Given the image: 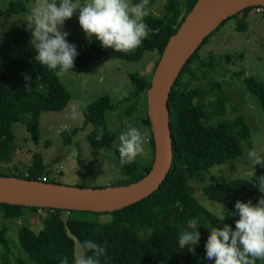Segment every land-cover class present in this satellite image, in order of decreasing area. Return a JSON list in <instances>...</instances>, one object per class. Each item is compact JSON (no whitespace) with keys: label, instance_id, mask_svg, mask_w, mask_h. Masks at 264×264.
<instances>
[{"label":"trees","instance_id":"obj_1","mask_svg":"<svg viewBox=\"0 0 264 264\" xmlns=\"http://www.w3.org/2000/svg\"><path fill=\"white\" fill-rule=\"evenodd\" d=\"M194 2L195 0H166L158 16L149 15L145 18L152 32L133 53L114 52L113 49L102 47L94 37L89 38L88 48L74 60V73L68 74L77 73L91 62L116 60L135 63L145 53H150L157 62L164 45ZM254 8L239 11L221 23L214 32L229 20H236V31L244 32L247 27L245 20ZM7 11L22 13L23 6L18 2L12 3L7 6ZM261 17L264 19V8ZM214 32L189 57L169 92L166 106L171 165L156 191L135 204L111 213L68 212V215L79 213L108 216V221L102 224L70 216L62 220V211L46 209L41 220L35 219L39 224L36 233L29 229L28 218L23 217L25 213H35L34 208L0 204L3 222L20 221L16 243L30 264H59L62 257H67L69 264H76L74 243L80 247L84 240L107 242L108 254L102 258L101 264H214L205 255V241L209 231L223 224L235 229V220L239 218L238 215H231L236 212L235 202L251 201L255 205L264 195V187L256 178L231 181L220 178L213 185L201 189L204 199L223 208L224 214L220 218L206 211L192 197V183H201L210 168L240 158L243 153L242 145H249V130L243 118L237 115L230 120L224 119L229 98L217 83L212 82L208 91L188 87L187 80L193 78L190 65L199 62L198 51ZM7 35L2 38L0 46V177L38 181L44 178V183L56 184L48 180V172L39 154L32 156L23 172L3 167L11 162L15 149L13 127H22L29 141L36 145L40 115L61 112L69 100V94L58 77L35 59L36 48L25 33L17 29ZM210 59L208 57L203 66L210 67ZM206 76L205 73L201 75ZM26 77H30V80H26ZM127 79L131 92L122 102L126 104L124 113L129 116L134 112L141 96L146 105L145 94L150 76L141 72L129 74ZM242 82L264 114V68L260 80L246 77L242 78ZM26 85L29 86L28 90ZM111 109L112 105L106 96L93 101L82 116V127L101 120L104 113ZM172 110H177L179 115L176 116ZM139 124L147 131L150 154L148 165L143 167L133 163L121 167L118 147L112 150L117 169L128 178L125 185L142 178L150 166L152 141L146 115L140 118ZM74 133L72 131L73 135ZM86 140L92 149L101 147L95 143L91 133ZM112 141L111 134H105L103 145L111 147ZM230 171L234 172L233 166H230ZM193 218H199L200 221L197 228L200 240L194 251L189 252L187 248L181 249L178 246V237L182 229L188 228V221ZM6 231V225L1 223L0 264H25L11 251L5 237ZM80 249L83 256L84 249ZM256 264H264V261L257 260Z\"/></svg>","mask_w":264,"mask_h":264},{"label":"rangeland","instance_id":"obj_2","mask_svg":"<svg viewBox=\"0 0 264 264\" xmlns=\"http://www.w3.org/2000/svg\"><path fill=\"white\" fill-rule=\"evenodd\" d=\"M166 0H149L150 15L158 16ZM182 1V0H180ZM21 3L22 13H10L7 6L12 3ZM83 4L85 1H75ZM36 0H0V46L2 38L7 33L22 30L31 43V30L28 29L29 16ZM255 7L247 16L245 22L247 27L244 32L236 31V20L225 22L208 39L206 44L198 51L199 62L190 65L193 74L188 79L189 88H201L205 91L210 89L212 82L217 83L224 94L229 98V107L226 109L224 119L230 120L239 115L249 130V145L245 143L240 158L233 162L212 167L205 174L201 183H192L193 198L206 211L220 218L224 214L223 208L208 202L201 196V189L213 185L220 178L228 181L235 179L256 178L264 187V166L255 165L254 173L251 175L252 164L248 158L250 150H256L264 155V114L257 100L247 92L242 78L252 77L260 80L264 68V19L261 13L256 12ZM63 31L69 33L67 42L76 46L77 56L82 54L89 45V37L86 36L78 23V12L65 20ZM13 35V34H12ZM10 37H13V36ZM76 56V57H77ZM210 57L211 66H203ZM227 57V60H225ZM156 58L150 53L143 54L142 58L135 63L123 61H108L105 63L91 62L85 68L75 74H67L58 77L60 83L66 88L69 100L66 107L58 113H42L39 117V135L36 145H33L20 126L13 127L15 135V149L8 165L3 166L8 170L15 168L23 172L30 164L32 156L39 154L42 163L48 172V180L63 186L81 188H103L107 186L125 185L127 177L119 172L115 165L116 159L112 153L113 148L119 147V136L125 132L129 125L136 127L142 134L146 129L139 124L140 118L146 115V105L143 98L137 102L135 110L126 116L125 106L122 99L131 92V86L127 75L143 73L151 76ZM205 73L206 77H201ZM106 96L112 105V109L102 116L101 120L82 127V117L78 120L70 118V109L75 100H86L90 103ZM172 112L178 116L177 110ZM103 128L105 134H111L113 141L111 147L103 145V137L97 141V129ZM72 131H75L74 135ZM93 136L95 143L101 147L92 149L87 140V135ZM145 153L136 158L135 163L141 166L148 165L150 158L148 143L145 142ZM152 156V155H151ZM151 163V161H150ZM234 167V172L230 171ZM30 214L25 213L24 218ZM68 216L85 222L102 224L108 221L105 215H90L62 211L61 219ZM22 217V218H23ZM4 223L7 227L5 237L9 242L11 251L18 255L25 263L30 264L16 243V233L20 221L3 222L0 215V225ZM34 233L39 229L38 222L33 219L29 226ZM82 251L77 243H74V258L78 261Z\"/></svg>","mask_w":264,"mask_h":264},{"label":"clouds","instance_id":"obj_3","mask_svg":"<svg viewBox=\"0 0 264 264\" xmlns=\"http://www.w3.org/2000/svg\"><path fill=\"white\" fill-rule=\"evenodd\" d=\"M77 12L78 23L86 36L94 37L102 47L114 52L133 53L152 32L145 22L150 15L149 0H86L83 4H77L75 0H36L28 23L36 45L35 59L60 78L73 72L77 50L74 44L67 42L69 33L62 28L65 20ZM88 105L86 100H75L70 118L80 119ZM102 137L101 127L97 129L95 139L99 141ZM145 139L146 134L131 125L120 134L118 153L121 167L135 163L136 158L145 153ZM247 155L253 175L255 165L264 166V155L254 149ZM234 207L236 212L231 215L239 217L235 220V229L223 224L209 231L205 241L206 258L214 264H256L257 260L264 261V195L255 205L251 201L237 200ZM198 226L199 218H193L188 221V228L180 231L178 246L181 249L194 251L200 240ZM80 247L85 254L76 264H101L102 258L108 254L107 242L84 240ZM59 264H69L68 258L62 257Z\"/></svg>","mask_w":264,"mask_h":264},{"label":"water","instance_id":"obj_4","mask_svg":"<svg viewBox=\"0 0 264 264\" xmlns=\"http://www.w3.org/2000/svg\"><path fill=\"white\" fill-rule=\"evenodd\" d=\"M264 7V0H195L174 34L168 39L153 68L146 91V117L152 141L148 171L139 180L120 186L81 188L0 177V204L34 208L33 219L44 210L111 213L146 198L157 190L171 165V144L166 106L171 87L181 68L218 26L239 11ZM19 222V221H17Z\"/></svg>","mask_w":264,"mask_h":264},{"label":"built area","instance_id":"obj_5","mask_svg":"<svg viewBox=\"0 0 264 264\" xmlns=\"http://www.w3.org/2000/svg\"><path fill=\"white\" fill-rule=\"evenodd\" d=\"M263 8H264V7H261V6L257 7V8H256V12H257V13L262 12V11H263ZM145 142H146V143L148 142V139H147V138L145 139ZM40 182H45V179H44V178H41Z\"/></svg>","mask_w":264,"mask_h":264},{"label":"flooded vegetation","instance_id":"obj_6","mask_svg":"<svg viewBox=\"0 0 264 264\" xmlns=\"http://www.w3.org/2000/svg\"><path fill=\"white\" fill-rule=\"evenodd\" d=\"M32 214H34V213H32ZM31 215V214H30Z\"/></svg>","mask_w":264,"mask_h":264},{"label":"crops","instance_id":"obj_7","mask_svg":"<svg viewBox=\"0 0 264 264\" xmlns=\"http://www.w3.org/2000/svg\"><path fill=\"white\" fill-rule=\"evenodd\" d=\"M66 107V106H65Z\"/></svg>","mask_w":264,"mask_h":264}]
</instances>
